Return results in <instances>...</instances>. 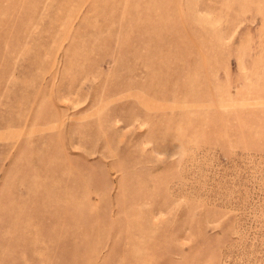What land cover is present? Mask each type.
Listing matches in <instances>:
<instances>
[{
  "label": "rangeland",
  "instance_id": "1",
  "mask_svg": "<svg viewBox=\"0 0 264 264\" xmlns=\"http://www.w3.org/2000/svg\"><path fill=\"white\" fill-rule=\"evenodd\" d=\"M0 264H264V0H0Z\"/></svg>",
  "mask_w": 264,
  "mask_h": 264
}]
</instances>
